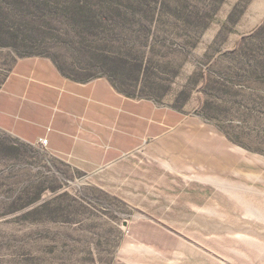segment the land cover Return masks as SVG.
<instances>
[{"label":"rangeland","instance_id":"1","mask_svg":"<svg viewBox=\"0 0 264 264\" xmlns=\"http://www.w3.org/2000/svg\"><path fill=\"white\" fill-rule=\"evenodd\" d=\"M27 57L164 123L133 175L0 130V264H264V0H0V88Z\"/></svg>","mask_w":264,"mask_h":264},{"label":"crops","instance_id":"2","mask_svg":"<svg viewBox=\"0 0 264 264\" xmlns=\"http://www.w3.org/2000/svg\"><path fill=\"white\" fill-rule=\"evenodd\" d=\"M154 110L138 107L106 78L73 80L39 57L19 59L0 88V130L29 144L47 139L50 154L90 176L122 160L134 174L135 160L124 158L146 142L153 124L162 125Z\"/></svg>","mask_w":264,"mask_h":264},{"label":"built area","instance_id":"3","mask_svg":"<svg viewBox=\"0 0 264 264\" xmlns=\"http://www.w3.org/2000/svg\"><path fill=\"white\" fill-rule=\"evenodd\" d=\"M39 143L41 146H45L47 144V139H45V138L40 139Z\"/></svg>","mask_w":264,"mask_h":264}]
</instances>
